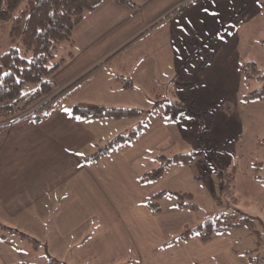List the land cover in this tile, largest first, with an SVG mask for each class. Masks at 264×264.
<instances>
[{"label": "crops", "instance_id": "crops-1", "mask_svg": "<svg viewBox=\"0 0 264 264\" xmlns=\"http://www.w3.org/2000/svg\"><path fill=\"white\" fill-rule=\"evenodd\" d=\"M184 2L191 4L179 11L183 17L196 19L198 30L210 31L208 36L220 35L206 49L202 64L193 56L200 48L178 43L171 26H152L58 95L40 120L0 127V264H39L29 263L26 252L41 258V264L50 258L62 264H264L263 256L252 254L253 241L246 246L230 228L208 241L198 235L173 240L199 222L195 209L167 196L181 190L171 186L184 166L170 161L158 179L142 175L160 163L158 155L170 157L180 139L194 141L191 120L168 121L158 109L152 115L142 112L143 118L72 115L79 101L152 108L144 87L173 79L195 81L209 93L224 94L212 129L221 136L228 113L235 114L238 104L239 65L246 60L257 65L264 57L260 0H147L140 9L103 0L73 27L72 57L52 75L53 88L67 85ZM212 13L220 17L218 26L210 25L217 16ZM189 26L193 33V22ZM256 44L262 49H253ZM183 47L192 52L184 68ZM119 76L132 85L124 87ZM138 124L136 136L91 157L97 147ZM155 193L158 211L149 205Z\"/></svg>", "mask_w": 264, "mask_h": 264}, {"label": "trees", "instance_id": "trees-1", "mask_svg": "<svg viewBox=\"0 0 264 264\" xmlns=\"http://www.w3.org/2000/svg\"><path fill=\"white\" fill-rule=\"evenodd\" d=\"M103 0H0V22L10 24V34L19 37V46H12L7 51L0 54V127L8 124L16 123L23 119H32L38 121L44 116L56 102L55 99L61 95L69 87L79 81L85 74L91 73L100 68L115 54L119 53L123 47L133 43L137 38L141 37L149 28L160 22L170 12L165 13L158 19L150 22L148 26L138 32L134 37L123 42L110 54L103 57L95 63L87 71L70 81L67 85L55 90L52 83V75L65 59L72 57V52L68 51L67 55L57 52L56 46L64 39L72 43V29L84 17V14L98 6ZM118 5H125L130 8L141 6L147 0H114ZM186 2L179 4L173 9L182 7ZM262 8V16L264 18V0H260ZM264 44V39L261 40ZM186 59L192 56V52L188 51ZM59 57V58H58ZM208 56L205 55L201 59L200 64ZM239 73H243L245 77L260 78L262 83L260 87L249 91L245 97L247 99H264V70L253 61H243L238 67ZM120 77V76H119ZM124 87H130L131 81L126 77H120ZM174 88L189 89L195 86H202L200 82L190 81H172ZM156 98L158 95H155ZM183 96H185L183 94ZM154 97V95H153ZM154 98V99H156ZM153 109H144L137 106L124 105H103L95 102L79 101L72 106V115L76 117L84 116H134L141 115L142 112L152 115L155 109L160 111L161 117L171 121L184 117H189L196 124V133L200 140H204L205 136L208 140L213 139L212 129L214 126V115L208 110L198 108L195 99L187 101L183 99L167 98L164 100H156ZM142 116V115H141ZM207 118V121L205 119ZM195 123V124H194ZM141 131V125L138 124L124 133H120L106 141L103 145L97 147L92 154L97 157L111 148L120 145ZM193 151L175 153L170 157L163 154L158 155L160 163L144 173L142 176L149 179H158L165 165L170 161H178L187 163ZM229 175L227 179L219 182V192L224 196L235 200L233 187V174L229 172H219ZM181 200L176 204L195 209L196 205L191 201L192 195L189 192H175ZM157 193L153 194L149 201L151 209L159 210L156 201ZM237 215L234 209L222 212L219 215L199 221L192 226L185 227L175 239H186L192 235H198L202 241H208L211 237L222 230L229 229L234 226H253L252 217ZM31 240H34L30 237ZM261 260V259H260ZM48 264H62L57 259L50 258Z\"/></svg>", "mask_w": 264, "mask_h": 264}, {"label": "rangeland", "instance_id": "rangeland-1", "mask_svg": "<svg viewBox=\"0 0 264 264\" xmlns=\"http://www.w3.org/2000/svg\"><path fill=\"white\" fill-rule=\"evenodd\" d=\"M190 4L191 3L187 4L186 2L182 8L173 9L168 15L169 19L158 22L154 26H171L170 29H174V37L178 43H183L185 40V45L189 43L195 48H200V52H193L197 64L204 58L206 49L210 46L213 47L218 42L217 40L220 38V35L212 34L208 36L210 31L206 29L198 30L196 26L198 22L196 19L191 18L194 27L192 26L193 33L190 31L191 26L189 25H191V23L189 24L187 22V15L183 17V14L179 13L180 10H185L187 5L189 6ZM141 6L133 9H140ZM220 21V17L217 15L213 18L210 25L218 26ZM202 22L203 24H207L206 19H202ZM9 29V23L0 22V54L7 51L12 46H19V37L10 34ZM182 31L185 33L184 35ZM177 34H179L180 37ZM256 47L259 50L262 49V47L257 44L253 49ZM56 49L57 52L67 55L68 51H71V42L64 39L58 43ZM123 49L120 52H122ZM182 53L184 54L182 68H184L189 62V58L186 59L189 52L184 49ZM163 62L167 63L165 59ZM257 65L264 70V57L258 60ZM181 70L182 69L179 68L178 72H181ZM185 70L188 71V69ZM261 83L262 81L260 78H248L245 77L243 73H240L238 82L235 83L238 101L235 114H233L234 112L232 111L228 113L221 136L215 134L216 132H211L213 134V139L208 140L205 136L204 140H200L196 133V124L194 123V141L190 138L188 141L179 140L178 146L173 148V154L188 151H193V153L187 163L179 162L183 164L184 168L178 173L175 184H172L171 187L181 189L177 190L181 193H191V201L196 205L195 211L198 214L199 221H203L204 219L219 215L231 209L236 211L237 215H235V217L243 215L252 217L254 220L253 226H234L231 227L230 230L233 234L240 237L246 246L249 245L252 240L255 245L252 254L264 257V99H247L245 97L249 91L260 87ZM142 85L143 84H140V87H144V85ZM173 86L174 84L172 81L153 82L149 84L147 88H143V92L149 101H153L151 109H153L158 99H183V97H186L187 101L195 99L198 108L202 110L208 109L214 115L215 119V112L224 97L223 92L218 91L214 94L209 93L204 86H195L190 89L188 87H184V89L177 87L176 89ZM231 93H233V88ZM138 94L139 93L136 92L134 95ZM183 94L185 96H183ZM155 95H158V97L156 98ZM232 107H234V105ZM184 119L191 120L189 117H184ZM205 121H207V118ZM219 121L220 125L222 119ZM192 122H194V120ZM180 130H182V127H180ZM219 172H229L233 174L231 180H233L232 193L235 200L219 192L221 177L224 180L229 177V175L222 176ZM165 187H168L167 184ZM171 194L172 195L167 196H171L172 199L175 197L176 201L182 199L175 192ZM157 202L160 203L158 199ZM38 250L43 252L40 248ZM24 257L29 263H42L41 258L33 253L28 255V252H26Z\"/></svg>", "mask_w": 264, "mask_h": 264}, {"label": "snow or ice", "instance_id": "snow-or-ice-1", "mask_svg": "<svg viewBox=\"0 0 264 264\" xmlns=\"http://www.w3.org/2000/svg\"><path fill=\"white\" fill-rule=\"evenodd\" d=\"M193 2H195V0H193ZM213 2H215V0H213ZM203 11L207 12L208 10L207 9H203ZM213 16L217 15V13H212ZM189 24L192 23L191 20H188L187 21Z\"/></svg>", "mask_w": 264, "mask_h": 264}]
</instances>
